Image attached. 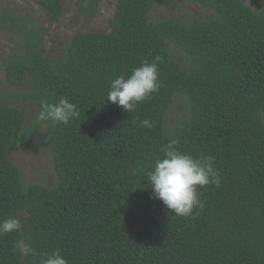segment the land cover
<instances>
[{"label": "trees", "instance_id": "obj_1", "mask_svg": "<svg viewBox=\"0 0 264 264\" xmlns=\"http://www.w3.org/2000/svg\"><path fill=\"white\" fill-rule=\"evenodd\" d=\"M33 1L49 22L62 17L59 0ZM73 1L85 28L102 0ZM248 1L118 0L109 33H78L55 59L44 55L37 18L0 9L16 47L4 58L0 99V221H20L0 235V264H40L57 249L67 264H264V0ZM175 2L207 17L151 21ZM145 61L157 63L159 90L130 113L107 101L111 82ZM61 98L78 117L37 120L42 102ZM175 99L185 114L170 128ZM44 135L54 183L25 186L10 149ZM171 139L183 153L214 157L219 171V186L198 187L202 207L188 216L174 215L146 181ZM19 238L36 254L15 250Z\"/></svg>", "mask_w": 264, "mask_h": 264}, {"label": "clouds", "instance_id": "obj_2", "mask_svg": "<svg viewBox=\"0 0 264 264\" xmlns=\"http://www.w3.org/2000/svg\"><path fill=\"white\" fill-rule=\"evenodd\" d=\"M158 79L157 63L145 61L134 68L127 78L121 75L111 82L107 101L122 107L126 112H133L138 103L159 90ZM78 115L77 106L66 98H61L56 103L42 102L37 120L67 124ZM141 124L151 127V122L147 119L141 121ZM178 143V140L171 139L163 148V156L155 160L145 175L154 198L161 200L174 215L188 216L195 207H202L198 199V187L219 186V171L215 167L214 157H194L183 153L176 147ZM19 227L20 221L16 217H8L0 221V235L18 232ZM14 249L22 254H36V250L29 248L24 238L15 241ZM40 264H67V260L57 249L41 258Z\"/></svg>", "mask_w": 264, "mask_h": 264}, {"label": "rangeland", "instance_id": "obj_3", "mask_svg": "<svg viewBox=\"0 0 264 264\" xmlns=\"http://www.w3.org/2000/svg\"><path fill=\"white\" fill-rule=\"evenodd\" d=\"M63 7V15L56 22H49L43 11L33 0H0V9L10 11L15 17L33 16L37 18L46 30L44 37L45 57L55 59L60 53L55 48H62L69 43L71 38L78 33H109L110 20L115 12L118 0H102L97 13L91 19L87 27H83L82 19L74 18L75 3L73 0H59ZM246 4L250 2L246 0ZM175 9L166 5H159L151 12V21L156 23L174 17L178 20H191L206 18L207 12L187 2H175ZM15 41L16 38H13ZM16 51L10 35L0 29V99L8 88L4 84L5 63L4 58L12 55ZM170 51L176 50L170 46ZM6 106H14L19 109L24 116H28L34 111V106L28 102L6 103ZM185 114L184 100L175 99L172 109L168 112L165 122L170 128H175L176 124ZM12 162L20 170V178L23 185L31 183L41 184L47 188L54 183V172L49 149L47 147V137H29L23 144H16L10 149Z\"/></svg>", "mask_w": 264, "mask_h": 264}]
</instances>
